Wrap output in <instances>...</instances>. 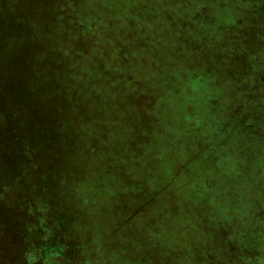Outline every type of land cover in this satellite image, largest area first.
<instances>
[{
  "label": "rangeland",
  "instance_id": "rangeland-1",
  "mask_svg": "<svg viewBox=\"0 0 264 264\" xmlns=\"http://www.w3.org/2000/svg\"><path fill=\"white\" fill-rule=\"evenodd\" d=\"M0 264H264V0H0Z\"/></svg>",
  "mask_w": 264,
  "mask_h": 264
}]
</instances>
